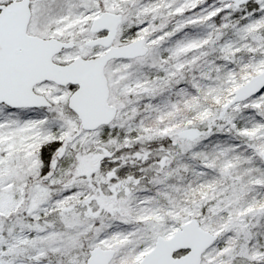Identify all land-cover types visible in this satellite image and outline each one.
Instances as JSON below:
<instances>
[{"label":"snow or ice","instance_id":"snow-or-ice-1","mask_svg":"<svg viewBox=\"0 0 264 264\" xmlns=\"http://www.w3.org/2000/svg\"><path fill=\"white\" fill-rule=\"evenodd\" d=\"M0 264H264V0H0Z\"/></svg>","mask_w":264,"mask_h":264}]
</instances>
